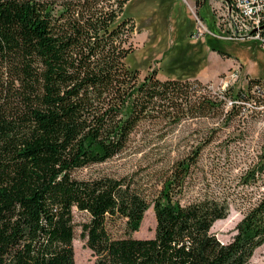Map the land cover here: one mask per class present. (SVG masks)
<instances>
[{
  "label": "trees",
  "instance_id": "trees-1",
  "mask_svg": "<svg viewBox=\"0 0 264 264\" xmlns=\"http://www.w3.org/2000/svg\"><path fill=\"white\" fill-rule=\"evenodd\" d=\"M136 1L0 0V264H75L74 209L88 215L81 236L92 264H246L264 244V194L228 243L211 232L229 199L188 187L199 147L173 162L151 198L132 175L77 174L123 151L142 121L219 108L194 97L196 76L152 69L140 79L130 63ZM230 88L219 104L245 96ZM263 171L264 161L243 182ZM150 207L154 235L133 236Z\"/></svg>",
  "mask_w": 264,
  "mask_h": 264
},
{
  "label": "rangeland",
  "instance_id": "rangeland-1",
  "mask_svg": "<svg viewBox=\"0 0 264 264\" xmlns=\"http://www.w3.org/2000/svg\"><path fill=\"white\" fill-rule=\"evenodd\" d=\"M220 3L218 0H137L130 11L136 20L131 38L135 53L130 63L139 68L140 79L152 69L160 79L180 77L193 81L196 76L200 87L194 97H209L219 108L208 115L186 117L179 122L161 118L142 121L123 151L77 174L132 175L151 198L173 162L199 147L188 187L191 191H223L227 195L228 215L217 220L211 232L221 243H228L236 223L264 194V171L256 174L254 181L243 182L246 173L264 161V46L255 40L216 39L212 41L230 57L212 50L208 40L213 37L209 31L215 28ZM236 65H240L241 74L229 87L232 94L241 90L245 96L233 105L226 101L219 104L224 97L219 85ZM254 78H260L263 93L256 91ZM73 216L75 264H92L94 256L81 236V223L88 215L74 209ZM154 227L150 207L133 236L152 237ZM263 263L264 244L254 250L246 264Z\"/></svg>",
  "mask_w": 264,
  "mask_h": 264
},
{
  "label": "built area",
  "instance_id": "built-area-1",
  "mask_svg": "<svg viewBox=\"0 0 264 264\" xmlns=\"http://www.w3.org/2000/svg\"><path fill=\"white\" fill-rule=\"evenodd\" d=\"M218 1L221 2L217 8L219 13L215 17L214 30L209 31L210 36L226 41L255 40L264 46V0ZM194 17L197 22L201 23L195 14ZM240 74V65L234 66L229 75L222 79L220 89L229 88ZM255 88L256 91L263 93L259 85H255ZM227 103L231 105L232 101L229 100Z\"/></svg>",
  "mask_w": 264,
  "mask_h": 264
}]
</instances>
